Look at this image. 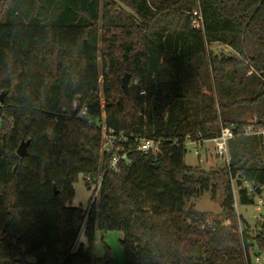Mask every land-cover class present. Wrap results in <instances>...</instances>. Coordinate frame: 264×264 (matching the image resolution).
I'll return each mask as SVG.
<instances>
[{
	"label": "trees",
	"instance_id": "1",
	"mask_svg": "<svg viewBox=\"0 0 264 264\" xmlns=\"http://www.w3.org/2000/svg\"><path fill=\"white\" fill-rule=\"evenodd\" d=\"M1 2L0 264H89L97 229L123 232L125 264H254L251 240L264 248V230L239 231L231 176L264 187V135L240 134L264 124V0ZM126 73L138 79L129 93ZM82 106L95 124L77 115ZM98 121L127 138L131 163L119 171L108 169ZM222 126L239 134L230 165H188L186 141ZM145 138L162 152L138 151ZM80 174L89 187L101 178L87 210L68 204ZM221 181V217L188 204ZM83 229L87 253L75 249Z\"/></svg>",
	"mask_w": 264,
	"mask_h": 264
},
{
	"label": "rangeland",
	"instance_id": "2",
	"mask_svg": "<svg viewBox=\"0 0 264 264\" xmlns=\"http://www.w3.org/2000/svg\"><path fill=\"white\" fill-rule=\"evenodd\" d=\"M3 17L4 15L1 12L0 19H3ZM210 48L216 54H235L232 49L222 44H213ZM199 83L201 85L204 84L202 80H200ZM203 89L206 92L207 85H203ZM248 120H250V116L248 117ZM194 147L195 146L192 143H188L186 145L187 154L185 161L188 165L197 166L205 170H211L225 166L223 161L216 157L212 142H207L205 147L201 148L199 156L195 154ZM86 178L87 177L83 174L79 175L78 179L74 183V195L68 202V204L72 206L82 207L85 210L89 208L90 199L92 198L94 190L96 189L95 183H91L90 187L87 185ZM225 185L226 181L219 182L215 196H213L211 192H206L200 197L192 198L189 200L188 204L193 206L194 209L199 212H207L211 214V216L221 217L223 191ZM235 190V210L238 216H242L245 222H242L239 231L243 232L244 229H248L249 233L253 236V238H255L264 230V187L262 192L253 194L255 201L252 204L240 203L239 194L237 193V186H235ZM230 222V220L226 221L227 224H230ZM123 236V232L119 230H110L105 232L97 229L92 244V259L89 264H107L108 257L111 259L112 264H125L124 247L121 242ZM251 244L252 245L250 246L249 252L254 264H264V248H261L255 239L251 240ZM81 247L84 252L87 253L89 251V241L84 229L79 235L75 249L79 250ZM71 264L85 263L82 261L81 257H79L76 258Z\"/></svg>",
	"mask_w": 264,
	"mask_h": 264
},
{
	"label": "built area",
	"instance_id": "3",
	"mask_svg": "<svg viewBox=\"0 0 264 264\" xmlns=\"http://www.w3.org/2000/svg\"><path fill=\"white\" fill-rule=\"evenodd\" d=\"M193 26L201 27L202 26V16L198 11L193 13ZM131 82L134 84L138 83V79H131ZM141 93H145V90L141 91ZM77 106V103L74 104ZM77 115L86 120L88 124H95L96 120L89 114V109L87 106H82L79 108ZM264 125V124H263ZM262 124L257 123V119H253V122L241 130L240 134L244 135H264V127ZM98 126L101 129L102 133V150L109 155V166L108 169L119 171L121 167L125 164L131 163V158L129 156V151L126 149L125 142L127 138L123 134L116 133L113 129L108 128L104 121H98ZM259 126V127H258ZM239 134L236 133V130L233 126H222L220 133L212 138V139H197L192 140L188 139L186 141V145L188 143H192L195 147V154L200 155L201 148L205 147L207 142H212L213 149L217 158L223 161L226 166L230 165L231 162V152L229 143L230 140ZM163 142L160 139L154 138H145L142 140H138L137 150L142 151L144 153H153L159 154L162 152ZM240 175L236 177L231 176V183L233 185V192L235 193V186H237L239 193V189L241 187L247 188L248 194H257L263 191V187L256 186L254 181L242 179V184H238V179ZM87 181L93 182V179L88 176L86 178ZM101 178L98 179L96 183V188H100ZM258 188L261 190L258 192Z\"/></svg>",
	"mask_w": 264,
	"mask_h": 264
},
{
	"label": "water",
	"instance_id": "4",
	"mask_svg": "<svg viewBox=\"0 0 264 264\" xmlns=\"http://www.w3.org/2000/svg\"><path fill=\"white\" fill-rule=\"evenodd\" d=\"M130 81H131V73H126L123 78H122V87L123 89L126 91V93H129L130 91ZM3 101V94H0V102ZM30 141H22L17 153L19 156H25L28 152V145H29ZM55 188V192L57 193V188L56 185H54ZM261 190L258 188V192H260Z\"/></svg>",
	"mask_w": 264,
	"mask_h": 264
},
{
	"label": "crops",
	"instance_id": "5",
	"mask_svg": "<svg viewBox=\"0 0 264 264\" xmlns=\"http://www.w3.org/2000/svg\"><path fill=\"white\" fill-rule=\"evenodd\" d=\"M1 12L3 13V15H5L4 10H3V7H2V2L0 0V14H1ZM0 20H3V19H0Z\"/></svg>",
	"mask_w": 264,
	"mask_h": 264
}]
</instances>
